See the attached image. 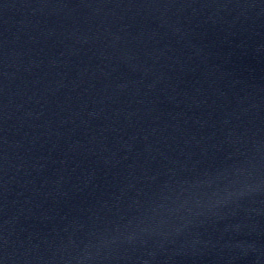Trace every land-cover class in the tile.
<instances>
[{
	"label": "water",
	"instance_id": "95a60500",
	"mask_svg": "<svg viewBox=\"0 0 264 264\" xmlns=\"http://www.w3.org/2000/svg\"><path fill=\"white\" fill-rule=\"evenodd\" d=\"M0 264H264V0H0Z\"/></svg>",
	"mask_w": 264,
	"mask_h": 264
}]
</instances>
